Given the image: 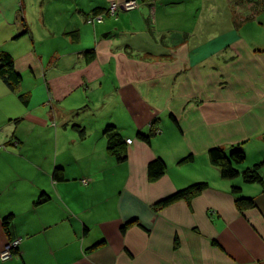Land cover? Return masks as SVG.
I'll list each match as a JSON object with an SVG mask.
<instances>
[{
  "label": "crops",
  "instance_id": "obj_1",
  "mask_svg": "<svg viewBox=\"0 0 264 264\" xmlns=\"http://www.w3.org/2000/svg\"><path fill=\"white\" fill-rule=\"evenodd\" d=\"M124 1L0 0V53L19 76L0 78V255L20 239L0 264H264V165L246 184L208 157L240 147V172L264 160V3L136 0L106 14ZM233 186L254 206L240 211Z\"/></svg>",
  "mask_w": 264,
  "mask_h": 264
},
{
  "label": "trees",
  "instance_id": "obj_2",
  "mask_svg": "<svg viewBox=\"0 0 264 264\" xmlns=\"http://www.w3.org/2000/svg\"><path fill=\"white\" fill-rule=\"evenodd\" d=\"M259 1L264 3V0ZM0 78L9 88H14V85L18 84L19 82V76L14 71L13 60L9 55L5 53H0ZM79 132L83 134V130ZM105 133L109 135V152L115 155L117 159L121 161L124 156L121 152H119V149L117 148L118 145H121V140L120 138H118L119 135L114 131V127L112 126L106 127ZM139 137L144 140L148 139L143 135H139ZM208 157L210 163L219 169L220 175L224 179H234L237 176L241 175L243 182L246 184L263 183L262 177L260 175V170L264 165V160L241 172L238 170V166L242 165L245 161V153L240 147L231 150L229 154H225L220 148H213L209 150ZM166 169L167 166L165 162L162 159L158 158L149 164L148 174L152 179H158L165 174ZM53 178L58 180L61 179L59 171L54 172ZM205 185L206 184L203 183L192 184L182 190L177 191L172 196L164 199L159 204V206L165 207L177 200L190 199L199 194L203 190ZM232 191L234 194H237V200L235 201V204L240 211L254 206L253 200L251 198L238 197V193L240 192L239 187L233 186ZM10 220L11 219L8 217L3 221L6 230L10 224ZM16 250L17 248L14 249L13 253H15Z\"/></svg>",
  "mask_w": 264,
  "mask_h": 264
},
{
  "label": "built area",
  "instance_id": "obj_3",
  "mask_svg": "<svg viewBox=\"0 0 264 264\" xmlns=\"http://www.w3.org/2000/svg\"><path fill=\"white\" fill-rule=\"evenodd\" d=\"M139 8V2L136 0H127L121 3L111 2L108 6L106 13L108 16H115L119 11H133ZM101 15H95L94 17L89 18V22L102 21ZM127 144L131 143V140L126 141ZM89 182L88 179H82L81 183L87 185ZM20 244V239L10 241L5 247L4 251L1 253L0 258L2 261L9 260L13 256V251Z\"/></svg>",
  "mask_w": 264,
  "mask_h": 264
},
{
  "label": "rangeland",
  "instance_id": "obj_4",
  "mask_svg": "<svg viewBox=\"0 0 264 264\" xmlns=\"http://www.w3.org/2000/svg\"><path fill=\"white\" fill-rule=\"evenodd\" d=\"M139 6H140V4H139ZM119 12H121V11H119ZM126 12H128V11H126ZM107 14V13H106ZM95 16V15H94ZM94 16H91V17H94ZM91 17H89V18H91ZM250 22H253V21H250ZM249 23V22H248ZM250 33H252V34H254V31L253 30H250Z\"/></svg>",
  "mask_w": 264,
  "mask_h": 264
}]
</instances>
